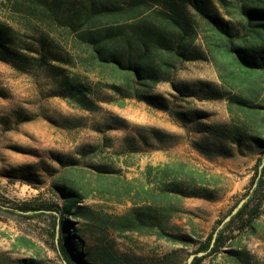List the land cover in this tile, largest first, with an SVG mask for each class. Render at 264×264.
<instances>
[{
  "label": "trees",
  "instance_id": "obj_1",
  "mask_svg": "<svg viewBox=\"0 0 264 264\" xmlns=\"http://www.w3.org/2000/svg\"><path fill=\"white\" fill-rule=\"evenodd\" d=\"M1 1L12 11L24 14L16 17L9 13V21L0 19V61L19 73L43 74L50 82V95L87 111L102 109V102L122 106L125 99H136L199 132L192 145L208 159L244 151L259 154L252 177L256 185L249 199L218 232L213 245L210 247V233L197 251H216L228 226L247 210L243 225L255 231L253 219L264 203V197L258 195L264 187V164L258 168L264 160V0ZM62 33L70 34V39L60 40ZM199 59L214 65L218 83L200 79L176 83L171 79L179 64ZM161 81L171 83L175 92L170 93L171 98L151 93ZM186 98L225 99L229 120L201 121L209 114L179 103ZM107 114L96 129H126L121 140L123 153L156 149L174 138L160 128L129 126L119 116ZM20 115L15 112V117ZM93 150V145H86L81 153ZM51 155L62 166L78 163L76 158ZM96 168L99 176L116 172L107 165ZM203 185L192 175L173 177L156 190H144L140 204L133 200L126 211L114 213L100 205L85 204L86 189L62 181L54 185L60 201L19 208L23 212L46 209L60 214L57 245L66 264H144L119 252L111 234L135 232L182 240L165 230L175 210L172 199L215 198ZM129 189L130 185L126 186ZM50 234L55 235V226ZM230 252L239 255L240 264H248L244 252ZM171 255L170 251L160 260H168ZM200 260L202 257L196 256L190 264ZM13 262L41 264L35 257Z\"/></svg>",
  "mask_w": 264,
  "mask_h": 264
},
{
  "label": "rangeland",
  "instance_id": "obj_2",
  "mask_svg": "<svg viewBox=\"0 0 264 264\" xmlns=\"http://www.w3.org/2000/svg\"><path fill=\"white\" fill-rule=\"evenodd\" d=\"M9 13L16 17L24 14L12 11L8 3L0 0V19L9 21ZM58 38L68 41L70 34L62 33ZM87 74L95 79L92 73ZM171 79L176 83L197 79L219 82L214 65L201 59L179 64ZM49 93L50 82L43 74L19 73L0 61V264H14L15 259L23 257H35L41 264H66L59 256L57 245L60 214L46 209L23 213L19 208L60 201L54 185L62 181L85 188V204L100 205L114 213L126 211L133 200L140 204L144 190H156L173 177L192 175L196 181L203 182L215 198L172 199L175 210L165 230L182 240L135 232H125L122 236L111 234L119 252L143 260L144 264H186L188 255L197 252L208 234L251 188L260 160L257 153L244 151L208 159L192 145L200 137L199 132L142 101L125 99L122 106L102 102V109L87 111ZM151 93L171 98L170 93L175 92L169 81H161L151 88ZM179 103L205 111L209 115L201 121L206 123L229 120L223 98H186ZM15 112H20V117H15ZM107 113L119 116L129 126H154L173 134L174 138L156 149L123 153L121 140L126 129L122 126L96 129L102 126ZM86 145H93L94 150L83 154L82 147ZM51 154L76 158L78 163L62 166ZM42 162L50 168H44ZM104 165L116 172L99 176L96 167ZM258 195L264 197V187ZM247 211L228 226L223 244L216 251L200 256L202 260L198 264H240L239 255L230 251L244 252L248 264H264V203L253 219L255 231L243 225ZM170 251L173 257L160 260Z\"/></svg>",
  "mask_w": 264,
  "mask_h": 264
},
{
  "label": "water",
  "instance_id": "obj_3",
  "mask_svg": "<svg viewBox=\"0 0 264 264\" xmlns=\"http://www.w3.org/2000/svg\"><path fill=\"white\" fill-rule=\"evenodd\" d=\"M264 164V160L262 159L261 163L259 164L258 168L260 169L262 167V165ZM256 182L254 181L251 188L249 189V192L241 197L236 204L231 208V210L229 211L228 214H226L223 219L219 222V224L215 227V229L213 230V232L211 233V240H210V247L213 245L215 238L218 234V232L227 224V222L239 211V209L247 202V200L249 199L251 192L253 190V188L255 187ZM1 206V205H0ZM15 211H18L16 209H14ZM25 213V212H23ZM57 235V233H56ZM209 249L207 250H201V251H197L194 253H190L187 257V264H190L192 259L196 256L200 257L202 255H204L205 253L208 252Z\"/></svg>",
  "mask_w": 264,
  "mask_h": 264
}]
</instances>
